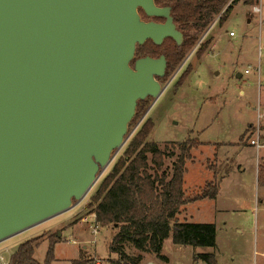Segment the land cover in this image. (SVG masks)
<instances>
[{
  "label": "water",
  "instance_id": "water-1",
  "mask_svg": "<svg viewBox=\"0 0 264 264\" xmlns=\"http://www.w3.org/2000/svg\"><path fill=\"white\" fill-rule=\"evenodd\" d=\"M167 38L184 41L155 0H0V243L88 196L164 91L165 57L137 47Z\"/></svg>",
  "mask_w": 264,
  "mask_h": 264
},
{
  "label": "rangeland",
  "instance_id": "rangeland-1",
  "mask_svg": "<svg viewBox=\"0 0 264 264\" xmlns=\"http://www.w3.org/2000/svg\"><path fill=\"white\" fill-rule=\"evenodd\" d=\"M256 6L263 7L261 15L253 12ZM220 16L216 15L189 47L166 40L161 46L147 42L137 50L136 58L162 54L171 57L166 75L160 79L164 89L160 98H147L138 105L125 146L88 196L72 210L0 243V258L8 264L21 243L32 236H42L35 258L44 263L49 248L47 239L58 233L63 236L55 248V264H107L114 258L109 246L117 230L97 223L92 214V196L142 127L150 123L154 127L147 141L175 154L164 158L169 173L180 153V143L191 139L200 144L191 150L186 162L187 197L212 192L214 186L221 187L222 198L226 195L225 198L237 200L236 196H240L239 207L227 211H217L216 203L210 200L191 205L187 216L182 207L180 222L186 216L190 222L217 226L216 248L177 246L169 238L163 253L170 258V264H206L194 259L202 253L214 254L217 264H264V148L258 151L251 145L257 130L264 138V0H253L250 5L240 1L225 22ZM207 33L203 41L207 44L201 50L198 43ZM177 55H182L178 62ZM150 160L151 155V163ZM233 170L237 174L220 185L222 177ZM96 224L100 227L98 235L93 230ZM126 251L134 252L129 246ZM149 254L144 264L153 257Z\"/></svg>",
  "mask_w": 264,
  "mask_h": 264
},
{
  "label": "trees",
  "instance_id": "trees-1",
  "mask_svg": "<svg viewBox=\"0 0 264 264\" xmlns=\"http://www.w3.org/2000/svg\"><path fill=\"white\" fill-rule=\"evenodd\" d=\"M229 1L155 0V3L158 7H171L174 22L184 35L183 43L177 46L189 47L211 25L216 15H221L222 22H225L240 1L249 5L253 3V0H233L228 5ZM140 13L147 19L142 10ZM205 44L203 42L199 49ZM142 46H138L137 50ZM181 58L182 55H177L175 61ZM143 101H139L138 105ZM153 127L150 123L142 127L92 196V214H95L97 223L117 230L109 251L118 257L110 258L107 264H141V253H152L163 260L164 244L169 238L177 246L216 248L217 226L214 223L180 222L177 218L183 206L207 198L216 199L219 194V186H214L212 192H203L194 198L185 195L186 162L191 150L200 144L191 139L180 143V153L169 173L170 170L165 169L164 158L174 157L175 154L167 153L157 143L147 141ZM42 238L38 236L21 243L10 256L8 264H53L55 247L61 236L58 233L48 237L49 248L44 263L35 258ZM128 246L140 254L129 255L126 251ZM194 259L217 264L212 253L198 254Z\"/></svg>",
  "mask_w": 264,
  "mask_h": 264
},
{
  "label": "crops",
  "instance_id": "crops-1",
  "mask_svg": "<svg viewBox=\"0 0 264 264\" xmlns=\"http://www.w3.org/2000/svg\"><path fill=\"white\" fill-rule=\"evenodd\" d=\"M242 77V76H241ZM241 169H242V166L240 167V171H241ZM235 174H237L234 170L233 171H231V173L229 174V175H225V176H223L222 177V181L220 182V185L222 184V185H224V183L227 181V180H229L230 179V177L231 176H233V175H235ZM219 188H221V187H219ZM220 191V190H219ZM238 192V191H237ZM226 197V195L224 196V198H222V196H221V194H220V192H219V194H218V196H217V198L216 199H203V200H199L198 202H203V201H205V200H210V201H213V202H215L216 203V205H217V207H216V210L218 211V209H221V210H224V211H227L228 209H230V208H235V207H239L238 205H239V203L240 202H238L240 199H238V197H240V196H236V198L235 199H237V200H234V199H232V198H225ZM195 203H197V201L196 202H193V203H189V204H187V205H185V206H183V210L185 211L184 213H185V215L187 216L188 215V208L191 206V205H193V204H195ZM220 203V206H218V204ZM183 210H181V211H183ZM180 211V214L182 213ZM180 214H178L177 215V218L179 217V215ZM93 216H95V214L93 215ZM186 216H184V218H182V222H190V221H188V218L186 217ZM197 223V222H196ZM208 223V222H207ZM37 227V226H36ZM35 228V227H34ZM34 228H32V229H34ZM27 231H30V230H27ZM26 232V231H25ZM25 232H23V233H25ZM23 233H21V234H23ZM21 234H19V235H21ZM18 235V236H19ZM32 235V234H31ZM63 235H61V237H62ZM32 238H35V237H31V239ZM11 239H13V238H11ZM29 240V239H28ZM62 240V239H61ZM46 241V240H45ZM94 241V240H93ZM61 242V241H60ZM59 242V243H60ZM59 243H57V245L59 244ZM48 244H49V241H48ZM57 245H56V247H57ZM55 247V248H56ZM129 248H130V246H129ZM85 249V248H84ZM133 250H134V252H132V253H129V255H138V254H140V252L138 251V250H136V249H134V248H132ZM212 249H214V248H212ZM85 253V252H84ZM111 254H113V253H111ZM145 258H143V260H142V262H141V264H144V262H145V260H146V257L148 256V254L149 253H141ZM115 255V257L113 258V259H116L118 256L116 255V254H114ZM150 255V254H149ZM153 257H151L150 258V260L147 262V264H170V258L167 256V255H165L164 253H163V256H165V259H159L158 257H156L154 254H151ZM112 258V257H111ZM4 264H7L5 261L3 262ZM56 263V258H55V261L53 262V264H55Z\"/></svg>",
  "mask_w": 264,
  "mask_h": 264
},
{
  "label": "built area",
  "instance_id": "built-area-1",
  "mask_svg": "<svg viewBox=\"0 0 264 264\" xmlns=\"http://www.w3.org/2000/svg\"><path fill=\"white\" fill-rule=\"evenodd\" d=\"M253 12L256 13V14H260L261 15L262 12H263V7H257L256 6V7L253 8ZM213 26H214V24H213ZM206 35H208V33L204 35V37L198 43V46H200L203 43ZM230 35L232 37H235V33L234 32H231ZM251 145L255 146L258 151L264 148V138H261L260 129L257 130L256 139L251 141ZM95 218H96V216H95ZM99 229H100V227L96 224V226H94V228H93L95 235L99 234V232H100ZM94 242H95V240H94ZM256 254L258 255V252H256ZM0 259L2 260V263H3L4 259L3 258H0ZM90 264H93V263H90ZM95 264H99V263H95Z\"/></svg>",
  "mask_w": 264,
  "mask_h": 264
},
{
  "label": "flooded vegetation",
  "instance_id": "flooded-vegetation-1",
  "mask_svg": "<svg viewBox=\"0 0 264 264\" xmlns=\"http://www.w3.org/2000/svg\"><path fill=\"white\" fill-rule=\"evenodd\" d=\"M143 19L145 20V21H149V20H146L144 17H143ZM157 19V18H156ZM156 19H153V21H155V22H158V23H164L165 22V19H161L162 21H156ZM159 19V18H158ZM166 40H172V41H174L172 38H167V39H165L164 40V42L166 41ZM151 40H149V41H147V42H150ZM146 42V43H147ZM151 42H153V41H151ZM163 42V43H164ZM154 43V42H153ZM162 43V44H163ZM161 44V45H162ZM156 45V44H155ZM161 45H157V46H161ZM161 56H164L165 57V59H166V70H167V67H168V64L170 63V57H169V55H167V54H162V55H160V56H158V57H153V58H160ZM146 57V56H145ZM150 57H152V56H150ZM166 70H165V75H166ZM161 78H163V77H156V79L160 82V79Z\"/></svg>",
  "mask_w": 264,
  "mask_h": 264
}]
</instances>
